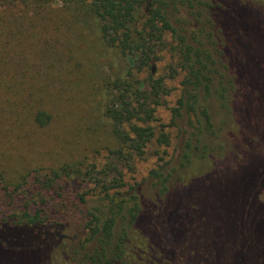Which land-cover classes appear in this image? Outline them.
Returning <instances> with one entry per match:
<instances>
[{
	"label": "trees",
	"instance_id": "16d2710c",
	"mask_svg": "<svg viewBox=\"0 0 264 264\" xmlns=\"http://www.w3.org/2000/svg\"><path fill=\"white\" fill-rule=\"evenodd\" d=\"M53 1L0 7L39 13ZM59 1L95 17L127 61L104 100L111 156L101 168L69 161L7 181L0 169V264H264V0ZM167 39L182 78L164 124ZM34 112L37 127L52 123L50 108ZM185 123L179 143L173 129L185 134ZM151 145L168 161L124 181ZM193 156L210 168L186 178ZM71 181L83 186L68 191Z\"/></svg>",
	"mask_w": 264,
	"mask_h": 264
},
{
	"label": "rangeland",
	"instance_id": "374dc122",
	"mask_svg": "<svg viewBox=\"0 0 264 264\" xmlns=\"http://www.w3.org/2000/svg\"><path fill=\"white\" fill-rule=\"evenodd\" d=\"M98 27L87 10L67 8L59 0L39 13L17 5L0 7V169L6 181L26 169H58L69 161L101 168L109 161L113 141L103 115L104 100L109 82L128 66L125 57L102 39ZM172 44L167 39L159 53V74L165 77L168 94L157 109V123L169 124L170 109L181 90L182 72H172L178 69ZM41 105L53 114L45 128L32 120ZM184 125L185 134L173 129L179 143L187 137ZM212 140V145L224 144L220 137ZM161 156V150L151 145L143 157L134 160L132 171L128 166L123 169L124 181L143 180L150 170L168 161H161ZM190 161L181 169L186 178L210 168L207 158L193 156ZM169 166H175L173 160ZM3 184L0 178V187ZM82 186L71 181L66 188ZM147 186L142 185V190L148 191Z\"/></svg>",
	"mask_w": 264,
	"mask_h": 264
}]
</instances>
